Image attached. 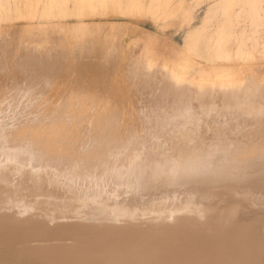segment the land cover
<instances>
[{"label":"bare ground","instance_id":"bare-ground-1","mask_svg":"<svg viewBox=\"0 0 264 264\" xmlns=\"http://www.w3.org/2000/svg\"><path fill=\"white\" fill-rule=\"evenodd\" d=\"M41 1L27 17L77 47L0 60V264H264V82L213 64L208 83L185 82L194 42L174 71L146 67L132 104L103 78L116 63L84 62L103 51L100 25L82 20L145 16L142 1ZM9 7L0 0V20ZM232 37L218 35L214 59L231 60Z\"/></svg>","mask_w":264,"mask_h":264},{"label":"rangeland","instance_id":"rangeland-1","mask_svg":"<svg viewBox=\"0 0 264 264\" xmlns=\"http://www.w3.org/2000/svg\"><path fill=\"white\" fill-rule=\"evenodd\" d=\"M45 1L46 0H42V5H38L40 8L39 11ZM74 1L75 0H71V8ZM141 1L143 3L145 16L126 17L125 15L115 16L110 14V16H108L109 14H105L103 17L99 16V18H91L92 20L90 18L82 20L86 25H89L90 22L95 26L100 25V46L95 49H97L99 53L100 51H103V53L95 54L93 56H90L92 54L90 53L89 56L84 59V62L86 64L108 63L109 65L110 63H116V68L118 67L117 69H119L117 70L118 72L116 71V74L108 73L110 76H103V78L108 79L114 76V79H112L117 81V88L122 86L127 89L126 91L125 89H122V87H120L121 90L116 88V91L118 92L117 94L121 93L124 96H130L129 94L132 93L130 98L135 96L137 98L138 96V100L142 101L140 97L142 98L146 94L144 95L143 92H139L137 88L138 86L134 87V83L145 79L146 76L144 77L142 73L148 72V66L149 68L152 67L155 72L159 69V72L157 71L158 75H160L159 73L162 72L163 69L164 72L166 70L174 71L173 64H170L169 62L173 59L175 53H177L176 51L180 49L189 51L188 48L190 46L194 48V42L198 43L199 52L198 55L192 53V51L190 52L192 53L191 60L194 63L191 62L192 65L188 67L189 74L183 79L184 81L191 82V80L194 79L195 81H205L204 83H208L206 81H208L209 78L208 80H202L201 78L203 71L201 70V67H209L208 65L213 64L217 66L231 65L230 67L232 68L236 67L234 69L236 72H240L237 73L238 79L241 78L240 80L253 78L264 82V0ZM8 2L13 16L11 19L3 18L0 20V49L3 48L2 46L5 47L3 48L4 53L2 52V54H0V60H2L4 56V58H7L11 63L16 61H18V63H23V58H25L26 53H29L31 48H39V50H41L47 48L50 49L51 47L54 50V54L58 53V55H61L64 58L74 56L72 48L75 49L77 47V39L73 40V38L67 37L63 33L60 34L61 31L58 28L59 31H57V29H52L50 31L43 30L41 28L42 20H39L38 17L33 19L27 17V4L36 2V0H8ZM34 4L36 5V3ZM34 4L33 6L35 7ZM224 4L229 6V8L232 6L228 15H226L223 9H221L223 8L221 6ZM15 7L16 9L18 7V9L14 10ZM20 17L21 19H19ZM53 21L59 24V27L63 28L68 25L74 26L76 24V22H74L76 20L65 18H57ZM228 24L229 28L227 27ZM221 30L227 32L231 31L234 37L231 38V42L229 43L230 49L228 52L231 60H218L213 58V51L217 42L215 39L222 32ZM48 32L51 35H49ZM151 41H155L156 44L159 45L160 55H157V59H153L152 55L148 56L149 52H147V45ZM88 43L93 44V40L92 42L91 40H88L87 44ZM13 48L16 51H13ZM21 48H23L24 51H22V53H20ZM184 50H180L178 53H185ZM113 51L114 54L112 53ZM116 51L118 55L116 54ZM70 52L72 55H70ZM107 54L109 55L107 56ZM14 59L15 61L13 62ZM115 59L116 62L114 61ZM65 62L66 61L63 60L62 64H65ZM206 62L207 64H205ZM70 63L74 64V60L70 61ZM2 64L5 63L3 62ZM132 72L134 73L132 74ZM136 73L138 75H136ZM131 75L134 76L131 77ZM138 78L140 80H138ZM212 79L214 80L215 78ZM212 79L210 78V80ZM132 80H134V82ZM136 92H138V94ZM136 98H133L132 104L138 103L136 102Z\"/></svg>","mask_w":264,"mask_h":264}]
</instances>
